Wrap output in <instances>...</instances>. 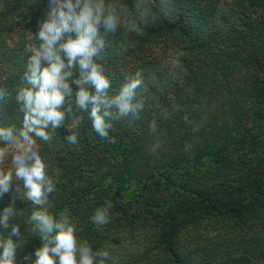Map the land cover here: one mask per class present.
<instances>
[{
  "label": "trees",
  "instance_id": "16d2710c",
  "mask_svg": "<svg viewBox=\"0 0 264 264\" xmlns=\"http://www.w3.org/2000/svg\"><path fill=\"white\" fill-rule=\"evenodd\" d=\"M48 4H0V87L11 93L0 101V127L22 126L15 94L26 83L24 48ZM156 13L143 35L106 36L110 94L139 71L134 102L144 100L142 118L132 126L113 121L116 142L109 143L93 130L89 109L76 113L83 117L78 126L69 117L50 142L37 141L47 164L61 172L50 211L67 213L80 238L106 249V264H264V0H176L171 17ZM105 111L114 120L115 106ZM71 131L77 144L66 139ZM218 159L223 164L210 178L186 176L177 185L166 176ZM22 200L0 236L19 224L17 259L32 264L41 239L29 223L33 206ZM106 201L113 204L110 221L98 226L91 216ZM230 222L239 225L221 226ZM249 238L253 244L244 247Z\"/></svg>",
  "mask_w": 264,
  "mask_h": 264
},
{
  "label": "clouds",
  "instance_id": "9594fccd",
  "mask_svg": "<svg viewBox=\"0 0 264 264\" xmlns=\"http://www.w3.org/2000/svg\"><path fill=\"white\" fill-rule=\"evenodd\" d=\"M156 10L169 18L176 12V0H49L38 32L31 33L32 39L25 45L26 83L18 86L15 94L24 113L22 126L0 127V195L10 192L13 185L20 193L22 186L21 198L33 206L29 223L41 239V246L32 254V264H106L110 257L106 249L94 250L79 237L78 226L67 213L57 216L50 211L54 207L50 194L56 191V182L49 175L37 141L50 142L69 117L72 127L78 126L83 117L76 113L89 109L93 130L109 143L116 142L110 135L113 121L126 119L132 126L142 118L144 100L134 102L136 90L143 83L139 71L118 93L110 94L112 79L103 63L106 36L120 31L126 36L143 35L150 21H155ZM10 96L6 88L0 87V101ZM102 106H115L114 120L106 119L113 116L111 111L101 114ZM184 120L190 123L187 115ZM150 128L156 132L155 120ZM66 139L70 144L79 142L72 131ZM159 147V143L153 145L152 151ZM191 147L186 144L185 150ZM9 156L11 167L7 166ZM112 208L113 204L106 201L95 209L92 222L98 226L108 224ZM14 216V207H6L0 225L7 229ZM20 239L19 224H12L6 237L0 236V264H21L17 259Z\"/></svg>",
  "mask_w": 264,
  "mask_h": 264
},
{
  "label": "rangeland",
  "instance_id": "374dc122",
  "mask_svg": "<svg viewBox=\"0 0 264 264\" xmlns=\"http://www.w3.org/2000/svg\"><path fill=\"white\" fill-rule=\"evenodd\" d=\"M2 1L3 0H0V4H2ZM2 11V7H0V13ZM3 12V11H2ZM20 17V16H19ZM11 152V150H10ZM239 156V155H238ZM10 159L11 157L9 156L8 158V161H7V166L8 167H11V164H10ZM230 162L232 160L231 157L228 158ZM102 164L105 165V166H108L106 165L109 164L108 160H106V158H103L102 160ZM47 163V162H46ZM223 164V161H221V159H218L216 160L215 162H211V161H205L203 163H200L199 164V167L197 168H190V169H187L185 170L184 172H179V173H176V174H167L166 176L168 178H170L171 180H173L174 182L177 183V185L181 182L180 180H183L184 177L188 176H208L210 178V175H213L215 170H217V168H221ZM236 165L239 164V161H237L235 163ZM48 171H49V175L53 177L54 181L59 183V177H61V172L57 169H53L49 164H48ZM165 182L160 184L162 187L164 186ZM172 189H170L171 191L172 190H176V188H174V186L171 187ZM23 195V188L21 186V191L20 193L16 190V186L13 185V188L10 192L8 193H5V194H2L0 195V209H1V212L6 208V207H9V206H18V207H22L23 206V202L24 200H22L21 196ZM3 215V214H2ZM239 225L238 223H235V222H230V223H224L222 224L221 226L223 228H227L228 230L230 231H233L236 226ZM226 229V230H227ZM261 229V228H260ZM253 232V231H251ZM256 235H259V234H256ZM253 238V237H252ZM254 239H257V236L254 235ZM253 239H245L244 240V247H248L250 246L251 244H253ZM232 244H233V241H232ZM239 244H235V248L238 246Z\"/></svg>",
  "mask_w": 264,
  "mask_h": 264
}]
</instances>
